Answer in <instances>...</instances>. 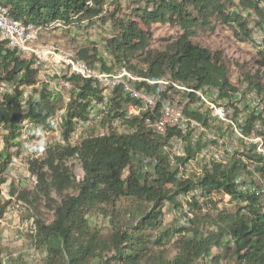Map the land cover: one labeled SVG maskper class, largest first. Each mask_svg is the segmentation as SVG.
Segmentation results:
<instances>
[{"label": "trees", "instance_id": "obj_1", "mask_svg": "<svg viewBox=\"0 0 264 264\" xmlns=\"http://www.w3.org/2000/svg\"><path fill=\"white\" fill-rule=\"evenodd\" d=\"M125 2L126 5L119 0H0V6L8 10L12 21L23 25L60 21L63 27L71 26L78 31L106 26L105 33L110 34L103 38L101 48L95 42L76 54L77 59L90 66L99 63L105 72L114 66L125 67L142 77H170L194 87L215 88L222 98L231 100L237 89L229 81L221 56L191 41L197 28L212 30L215 23L224 25L239 41L248 43L256 52V65L264 69V0ZM153 25H166L178 33L163 51L147 50ZM254 33L259 35V40L254 39ZM104 52L106 59L102 57ZM31 65V59L20 58L5 42H0V82L13 88L10 94L0 98V131L4 143L0 151V174L11 162L13 155L9 150L19 145V121L26 120L46 129L48 117L60 102L59 96L38 82L37 71ZM239 81L245 93H264L258 75L245 74ZM69 82L73 91L64 112L63 143L47 148L41 160L30 161L29 171L36 178L32 191L12 188L9 192L10 198L29 206L41 200L47 203L51 217L46 223L36 220L32 235L34 249L45 254L43 264L92 261L145 264L150 252L148 246H160L162 238L168 235L154 233L160 227L166 203L187 218V225L172 229L177 255L166 264H192L208 258L217 264L220 258L212 255V251L223 248L231 252L235 264H264L263 199L245 198L246 206L235 204V210L228 212L218 209L213 197V194L228 195L230 203L242 198L232 184L244 168L238 159L232 158L226 165L212 164L196 176L186 171L184 165L194 157L199 144L194 149L185 141V157L176 159L172 166L166 148L170 139L179 136L176 130L169 129L163 136L152 133L146 126L145 114L131 119L126 132L111 127L110 120L131 103L120 90L114 92L112 108L98 125L106 129L105 135L83 137L73 146L69 143L77 132L73 120L84 117L86 101L99 97L100 91L91 81L73 78ZM192 117L208 126L207 119L200 115ZM254 119L250 116L248 122ZM261 122L264 129V119ZM83 135L84 132L80 136ZM145 159L146 171L143 170ZM70 160L79 162L80 180L75 179L67 165ZM179 166L184 171L181 175ZM195 189L200 194L187 201V213L182 212L181 198ZM122 200H131L138 208L120 215L117 206ZM9 204V200L0 198V220ZM94 213L109 220L110 230L105 235L99 227L91 226L89 217ZM130 219L136 223L132 225Z\"/></svg>", "mask_w": 264, "mask_h": 264}, {"label": "built area", "instance_id": "obj_2", "mask_svg": "<svg viewBox=\"0 0 264 264\" xmlns=\"http://www.w3.org/2000/svg\"><path fill=\"white\" fill-rule=\"evenodd\" d=\"M61 24L63 23L60 21H54L37 26L23 25L12 21L8 10L0 6V42H5L20 58L31 59V67L37 71V77L53 95L60 97L63 105L48 117L49 127L46 129L26 120L19 121L17 143L25 148L22 156L27 158V162L41 160L47 148L63 143L64 112L73 91L69 80L78 78L91 81L98 87L100 94L99 97H91L86 101L83 118L73 120L77 132L98 126L112 108L114 92L120 90L121 95L130 99L131 103L116 118L110 120L112 128L119 132L126 131L131 119L145 114L146 126L152 133L163 136L169 129L179 133L178 137L170 139L166 148L172 166L176 159L185 157V141L194 149L199 144L194 157L184 165L186 171L196 176L202 175L212 164L226 165L232 158L242 163V172L232 181L236 193L242 198L230 203L228 195L220 196L227 206H246L248 200L245 198L249 197L264 199V129L261 122L264 119V93H245L242 88L241 95L255 96L257 103L254 106L249 104L240 107L235 100L237 91L231 94V100H227L215 88L194 87L170 77H142L130 73L125 67L102 71L99 63L90 66L76 56L64 53L58 46L40 43L46 32ZM102 57L107 58L105 52ZM12 89L7 83L0 82V98L4 94H10ZM192 115L207 119L208 126L195 120ZM250 116L255 119L248 122ZM102 130L100 136L106 133V129ZM43 136H55L56 140L54 143L44 144L41 151H35L34 148ZM15 161L17 160L12 158L11 164ZM147 163L146 159L143 160L144 171ZM183 172V167L179 166V175ZM34 180L36 184V178ZM199 194L200 190L195 189L181 198V211L187 213L186 202ZM185 225L187 218L180 216L178 226Z\"/></svg>", "mask_w": 264, "mask_h": 264}, {"label": "rangeland", "instance_id": "obj_3", "mask_svg": "<svg viewBox=\"0 0 264 264\" xmlns=\"http://www.w3.org/2000/svg\"><path fill=\"white\" fill-rule=\"evenodd\" d=\"M114 1L117 2V0ZM119 3L126 5L125 0H119ZM111 7H108V9L111 10ZM213 25L214 28L212 30L211 28L203 30L197 28L195 36L191 38L192 43L212 53H218L221 56L231 85H236L237 96H235V100L240 104V107L249 104L254 106L257 103L255 96L250 95L251 93L244 96L241 95V89L244 87L240 86L239 80L245 74L251 76L258 75L261 84L264 86V69L256 65L257 56L255 50L248 43L239 41L224 25L218 23ZM63 26L61 24L60 27L46 32L43 39L40 40V43L42 45L52 44L58 46L64 53L76 56L79 49L87 46L92 47L95 42L98 44L97 47L101 48L104 45L103 38L110 34V32L105 33L108 30L105 28L106 26L104 28L95 26L87 30L80 29L79 31L78 29L74 30L71 26H66V28ZM150 33L151 37L147 50L154 52L163 51L178 35L176 29L166 25H153ZM254 34V39L259 40V35L257 33ZM113 68L119 69L120 67L114 66ZM37 80L39 83H42L40 78L37 77ZM62 106V102H59L58 107L62 108ZM102 131L100 126H94L83 131V136H80L83 132L82 134H80L81 131H79L80 133L76 132V134L71 136L69 143L73 146L77 145L83 137L93 134L100 135ZM126 131L122 130L120 133ZM55 140V136H43L34 149L35 151H41L44 144L54 143ZM3 147V132L0 131V151L3 150ZM9 151L13 155L12 158H15L17 161L13 164L10 162L6 171L0 174V198L2 201H10L4 217L0 220V252L2 262L9 264H43L45 254L42 251L34 249L32 235L34 233L35 221L48 222L51 217V212L46 207L47 203L44 200L29 206V204L21 200L9 197V192L12 188L16 191H32L35 187V177L29 171L30 162H27V158L22 156L25 148L23 149L22 144H19ZM67 165L71 167V171L76 180L82 177L80 165L77 160H70ZM144 179L143 182L145 181ZM213 197L217 202L218 209H226L228 212L235 210V207L232 205L227 206L222 197L217 195ZM262 202H264V199ZM117 207L118 214L122 215L125 214V210L131 212L134 209L135 211L138 205L131 200H122ZM177 210L168 203L164 205L160 227L154 233L157 234L156 236L162 232L168 233V235L162 238L160 246H148L150 252L149 257H145V264H166L171 263L175 259L177 255L176 238L172 235V229L177 227L180 218V212ZM123 218L126 219V216L124 215ZM108 221V219L97 215V213L89 217L91 226L99 227L102 235H105L110 230L111 225ZM128 222L134 225L136 220L130 219ZM212 255L219 256L220 260L217 264H235L231 252H226L224 248L213 250ZM90 264H98V262L92 261ZM192 264L215 263L211 262L210 258H208L198 260Z\"/></svg>", "mask_w": 264, "mask_h": 264}]
</instances>
